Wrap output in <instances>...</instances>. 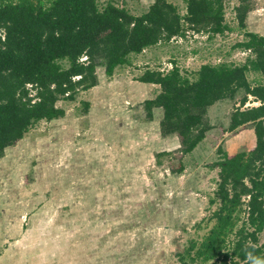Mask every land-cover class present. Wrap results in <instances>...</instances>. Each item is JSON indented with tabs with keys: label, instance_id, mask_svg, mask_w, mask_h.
<instances>
[{
	"label": "rangeland",
	"instance_id": "374dc122",
	"mask_svg": "<svg viewBox=\"0 0 264 264\" xmlns=\"http://www.w3.org/2000/svg\"><path fill=\"white\" fill-rule=\"evenodd\" d=\"M117 1H126L134 13L153 2ZM172 1L186 12L184 0ZM253 2L245 28L235 16L238 0H225V33L189 31L132 55V63L112 76L99 67L96 86L80 91L76 100L58 101L63 117L39 121L5 150L0 264H179L178 248L201 239L214 222L217 205L210 198L218 169L208 164L218 159L220 146L235 153L251 149L256 137L251 127L225 131L240 92L209 108L214 128L186 155L184 172L172 174L168 156L156 153L174 151L179 140L161 135V109L147 121L143 106L160 87L137 78L147 67L167 70L176 64L192 76L205 63H242L247 55L236 45L246 32L264 35V0ZM84 101L90 103L87 111ZM257 104L250 100L246 106ZM260 238L264 242V232Z\"/></svg>",
	"mask_w": 264,
	"mask_h": 264
},
{
	"label": "trees",
	"instance_id": "16d2710c",
	"mask_svg": "<svg viewBox=\"0 0 264 264\" xmlns=\"http://www.w3.org/2000/svg\"><path fill=\"white\" fill-rule=\"evenodd\" d=\"M184 2L181 14L172 0H153L142 13L117 0H0V158L39 121L63 117L58 101L76 100L96 86L99 67L112 76L132 55L189 31L214 37L230 29L225 0ZM253 8V0H238L241 28ZM236 47L250 49L242 63H205L192 76L176 64L147 67L137 78L160 87L143 106L147 121L161 109V135L179 140L174 151L156 153L168 156L172 174L184 172L186 155L214 128L209 108L240 92L225 131L251 127L256 137L251 149L230 153L220 146L218 159L208 164L218 169L210 198L217 205L214 222L201 239L178 248L179 264H250L246 253L264 258V35L246 32ZM250 100L258 104L246 106ZM89 105L84 101L86 111Z\"/></svg>",
	"mask_w": 264,
	"mask_h": 264
},
{
	"label": "clouds",
	"instance_id": "9594fccd",
	"mask_svg": "<svg viewBox=\"0 0 264 264\" xmlns=\"http://www.w3.org/2000/svg\"><path fill=\"white\" fill-rule=\"evenodd\" d=\"M250 260V264H264V258L253 256L251 253H246Z\"/></svg>",
	"mask_w": 264,
	"mask_h": 264
},
{
	"label": "built area",
	"instance_id": "2783aa9c",
	"mask_svg": "<svg viewBox=\"0 0 264 264\" xmlns=\"http://www.w3.org/2000/svg\"><path fill=\"white\" fill-rule=\"evenodd\" d=\"M249 52H250V49L249 50H244V51H241L240 53L242 54V55H248L249 54Z\"/></svg>",
	"mask_w": 264,
	"mask_h": 264
},
{
	"label": "crops",
	"instance_id": "0c3cea01",
	"mask_svg": "<svg viewBox=\"0 0 264 264\" xmlns=\"http://www.w3.org/2000/svg\"><path fill=\"white\" fill-rule=\"evenodd\" d=\"M219 103V102H218ZM217 104V103H216ZM215 105V104H214ZM201 144V143H200ZM199 146V145H198ZM197 149V148H196Z\"/></svg>",
	"mask_w": 264,
	"mask_h": 264
}]
</instances>
